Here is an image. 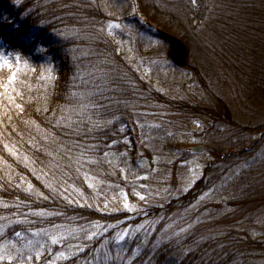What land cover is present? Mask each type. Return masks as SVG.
Listing matches in <instances>:
<instances>
[{"label": "trees", "instance_id": "16d2710c", "mask_svg": "<svg viewBox=\"0 0 264 264\" xmlns=\"http://www.w3.org/2000/svg\"><path fill=\"white\" fill-rule=\"evenodd\" d=\"M0 64L11 264H264V0H0ZM153 168L139 211L104 203Z\"/></svg>", "mask_w": 264, "mask_h": 264}, {"label": "rangeland", "instance_id": "374dc122", "mask_svg": "<svg viewBox=\"0 0 264 264\" xmlns=\"http://www.w3.org/2000/svg\"><path fill=\"white\" fill-rule=\"evenodd\" d=\"M0 66H1V64H0ZM187 73L188 72L184 73L183 76H189V78H190V75ZM201 93H202L201 95H204L203 92H201ZM235 96H236L235 94H232V95H230V98L228 96L227 97H228V101H235V103L237 105V108L234 107L236 118L238 121L241 122V121H244L246 115L243 113V111L240 110L238 102L241 105H244V102L242 101L241 96H238V97H235ZM244 98H245V96H244ZM249 111H251V110H249ZM255 111H256V113H254V114L257 116V118L256 117H254V118L258 119V120H264V114H262V111L259 108V106L257 107V109ZM245 113L249 114L248 116H254V115H251V113L247 112L246 110H245ZM179 121H180V119H175V118H171L169 120V122H179ZM196 130L199 131V133H200L202 131V128L197 127ZM187 131H189V130H187ZM205 131H207V130H205ZM205 131L201 132L200 134L198 133L200 136H194L192 138V140L190 139L189 143H191V144H190V146L187 147V149H190V147H195V146H199V145H202L205 148H207V145L202 141V136L205 133ZM191 132L195 133L194 131H191ZM205 155H206V150L202 154L193 153V157L189 161V165H188L189 169H188V174H187V184H189V187L192 184H194L195 181L200 179V177L202 176L203 170L205 167V165H204L205 164L204 160L206 158ZM155 174H156V172L153 168L152 175L150 174L149 176H144L143 179H141L140 177L137 176L136 183L133 185L136 187L133 189L134 195H135L134 197H132L127 191L123 190L119 195L112 196L108 199H105L104 203L105 204L108 203L109 205L113 206L114 209H117V210H125V211H129L132 213L139 211L143 207L144 200L147 198V195L153 194V187L156 185L155 182L157 179ZM141 197H143V199H141ZM125 205H128V207H125Z\"/></svg>", "mask_w": 264, "mask_h": 264}, {"label": "water", "instance_id": "95a60500", "mask_svg": "<svg viewBox=\"0 0 264 264\" xmlns=\"http://www.w3.org/2000/svg\"><path fill=\"white\" fill-rule=\"evenodd\" d=\"M159 34L170 45L169 57L171 61L178 67H186L188 65V51L183 41L162 31H159ZM192 150L196 153H202L204 152V147L198 146Z\"/></svg>", "mask_w": 264, "mask_h": 264}, {"label": "snow or ice", "instance_id": "6c2138e0", "mask_svg": "<svg viewBox=\"0 0 264 264\" xmlns=\"http://www.w3.org/2000/svg\"><path fill=\"white\" fill-rule=\"evenodd\" d=\"M5 63H7V61H5ZM9 67L11 66L9 65ZM141 199H143V197H141ZM125 207H128V205H125ZM5 260L8 261V264H11L12 256L7 253L6 250H0V264H3Z\"/></svg>", "mask_w": 264, "mask_h": 264}]
</instances>
